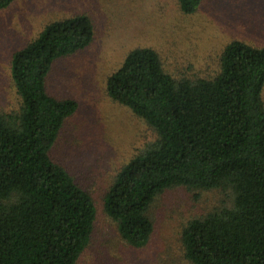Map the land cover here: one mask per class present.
<instances>
[{
  "label": "trees",
  "instance_id": "trees-1",
  "mask_svg": "<svg viewBox=\"0 0 264 264\" xmlns=\"http://www.w3.org/2000/svg\"><path fill=\"white\" fill-rule=\"evenodd\" d=\"M15 0H0V9ZM205 0H178L183 14ZM93 26L81 14L46 25L14 52L10 77L19 114L0 113V264H76L95 220L90 195L49 152L77 110L46 89L53 63L88 47ZM157 138L115 175L103 207L131 247L153 232L147 210L164 190L230 191L232 206L190 220L182 230L192 264H264V47L227 44L212 79L175 80L158 54L127 53L106 80Z\"/></svg>",
  "mask_w": 264,
  "mask_h": 264
},
{
  "label": "rangeland",
  "instance_id": "rangeland-1",
  "mask_svg": "<svg viewBox=\"0 0 264 264\" xmlns=\"http://www.w3.org/2000/svg\"><path fill=\"white\" fill-rule=\"evenodd\" d=\"M81 14L91 20L93 41L57 59L46 79L51 96L78 105L49 156L95 206L90 240L76 264H192L184 256L183 228L192 219L232 206V193L168 188L147 210L153 225L148 243L141 248L128 245L104 211V196L120 168L157 135L110 99L106 80L129 51L141 47L153 49L175 80L214 78L227 44L264 47V0H205L189 15L181 12L178 0H15L0 9V113L20 112L21 100L10 77L12 54L46 25Z\"/></svg>",
  "mask_w": 264,
  "mask_h": 264
}]
</instances>
